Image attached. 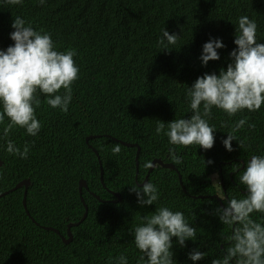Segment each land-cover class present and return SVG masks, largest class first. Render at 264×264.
I'll use <instances>...</instances> for the list:
<instances>
[{
  "label": "trees",
  "instance_id": "1",
  "mask_svg": "<svg viewBox=\"0 0 264 264\" xmlns=\"http://www.w3.org/2000/svg\"><path fill=\"white\" fill-rule=\"evenodd\" d=\"M245 15L257 23V43L264 44V0H46L43 5L38 0H23L22 5L0 0V50L14 45L11 25L19 16L26 26L50 34L56 50L75 49L73 59L79 68L67 113L51 108L49 97L37 93L41 104L35 115L42 125L37 136L17 127L4 138L8 118L0 124V195L8 192L0 196V264H117L121 254L128 264L135 263L130 231L143 213L150 216L152 207L141 206L130 192L137 186L136 149L120 142L140 149L139 184L149 169L145 164L158 158L172 163L189 184L194 198L182 195L172 170L155 168L148 177L159 192L156 205L182 212L196 229V238L186 240L184 247L172 238L174 264H212L225 255L232 228L221 223L217 209L247 194L240 176L253 155L264 156V104L258 111L245 109L232 117L213 107L208 122L215 129V140L208 150L173 146L155 129L158 121L167 124L191 117L187 87L204 74L218 75L233 62L230 53L236 48L238 18ZM163 29L179 37L169 50L157 43ZM216 39L224 45L217 49L220 58L202 65L203 45ZM245 117L248 123L235 133L243 147L233 140L229 152L222 141ZM90 137L94 138L86 142ZM7 139L21 151L28 143L27 159L9 154ZM117 144L121 151L114 155ZM173 147L182 157L179 165L169 158ZM100 165L104 185L99 180ZM213 176L221 201L209 198L216 194ZM24 179L30 182L26 191L30 217L63 237L68 224L77 223L84 214L78 187L80 179L86 181L82 197L88 212L71 228L69 244L25 214L23 188L9 191ZM109 190L118 192L119 203L99 201L112 199ZM251 218L264 224L262 213L254 212ZM193 250L205 253L204 257L192 261ZM140 264H147L146 258Z\"/></svg>",
  "mask_w": 264,
  "mask_h": 264
},
{
  "label": "clouds",
  "instance_id": "2",
  "mask_svg": "<svg viewBox=\"0 0 264 264\" xmlns=\"http://www.w3.org/2000/svg\"><path fill=\"white\" fill-rule=\"evenodd\" d=\"M45 2L46 0H38L40 5ZM5 3L22 5L23 0H5ZM11 27L14 31L10 33V39L14 41V45L9 46L6 50H0V109H2L0 110V124H4L5 118H8L9 122L3 128L4 138H7L11 131L17 127L25 129L27 135L35 137L42 127L35 115V108L41 104L37 93L49 97L47 104L51 108H59L62 112L67 113L72 100V85L79 78V68L73 59L77 53L75 49L56 50L50 34L42 29L36 31L31 26H26V21L19 16L14 19ZM256 31L257 23L254 20L246 15L238 18L234 40L236 48L230 53L233 62L227 65L226 70L222 69L218 75L204 74L198 77L191 87H187L186 94L190 98V109L193 114L189 119H175L167 124L158 121L155 129L157 135L167 136V141L173 146L186 148L198 145L204 150H208L213 147L215 140L213 134L215 129L208 122L212 116L213 107L223 111L229 117L235 116L245 109L255 112L261 108L264 104V44L257 43ZM178 38L177 35L169 34L163 29L162 38L157 43L163 50H169L171 49L170 45H176ZM223 47L224 45L219 39L206 42L200 56L202 65L218 60L220 57L217 49ZM61 89H63V94H60ZM246 123H248L247 117L240 119L228 132L227 138L222 141L227 151L233 150L231 144L233 140H237L239 146L243 147V141L238 140L235 133L241 130ZM166 125L167 130H165ZM248 127L254 129L255 125L248 124ZM120 143L136 149L134 180L138 187H142L137 188L136 185H133L130 192L135 193L137 202L141 206L152 207L148 211L150 216L143 213L140 223L133 226L130 231L131 242L137 252L134 264H140V259L143 261L145 258L147 264H174L173 253L170 251L172 238L175 237L178 244L184 247L186 240L196 238V229L189 226L182 212H173L168 207L156 205L159 192L153 183L148 182V177L155 168L163 167L157 162L152 165V162L160 160L163 164H171L175 170L163 169L176 172L177 184L182 195L186 198H194L189 194V184L182 179L172 163H166L160 158L145 164V167L149 169L139 184L137 176L140 149L130 142ZM6 144V151L9 154L27 159L30 151L28 143L23 146L22 151L10 139L6 140ZM94 151L98 157L97 151ZM120 151L119 144L112 149L114 155H118ZM169 158L176 165L182 163V157L175 154V147L169 149ZM207 163L210 164L212 161ZM99 180L104 185L101 165ZM240 183L247 190L245 197L242 199L233 198L225 207L221 203V208L217 209L221 223L232 228V235L226 238L230 241V246L225 249V255L212 260V264H233V261L235 264H264V224L251 218L254 212L264 214V156L253 155L251 157L240 176ZM14 188L9 191L13 192L23 188L24 196V187L13 190ZM78 188L86 217L88 210L85 208L87 206L82 197V190H87L84 179L79 180ZM109 193L112 199L103 201L97 198V200L101 203H119L121 201L118 192L109 190ZM212 196H216L217 200L221 201L217 190L216 194L209 198ZM198 197L202 198V196ZM224 199H226L225 196ZM24 212L30 217L29 212H26L25 209ZM45 228L43 229L46 230ZM57 235L62 241L63 236L60 233ZM64 238H67V231ZM204 255L205 253L193 250L189 254V258L192 261H198ZM116 262L117 264H128L127 258L123 254L116 258Z\"/></svg>",
  "mask_w": 264,
  "mask_h": 264
},
{
  "label": "water",
  "instance_id": "3",
  "mask_svg": "<svg viewBox=\"0 0 264 264\" xmlns=\"http://www.w3.org/2000/svg\"><path fill=\"white\" fill-rule=\"evenodd\" d=\"M89 139H91V138H87V139H86V142H87ZM94 152H95V151H94ZM95 154H96V152H95ZM137 154H138V153H137ZM250 159H251V158H250ZM250 159L248 160V162L250 161ZM136 161H137V156H136ZM155 162H157L158 164H160L163 168H168V169H173V170H175V168H174L171 164H163L160 160H156V161L154 160V161L152 162V165H153ZM1 165H2V162L0 161V166H1ZM29 185H30V183L26 180V181H22L21 183H19V184L16 186V188H15V189H17V188L24 187V196H23L22 205H23V207H24V209H25L26 212H28L27 209H26V205H25L26 189H27V187H28ZM15 189H13V190H15ZM7 193H8V192H5V193L1 194L0 196H2V195H4V194H7ZM211 198L218 199L216 196H212ZM84 217H85V214H84V216L82 217V219H81L79 222L68 224V226H67V238L62 237V241H63L64 244H68V243L71 242V240H72V236H71V233H70L71 228L78 226V225L83 221ZM45 229H46V230H49V231H53V232H55L56 234H59V232H58L57 230H55V229H52V228H49V227H47V228H45Z\"/></svg>",
  "mask_w": 264,
  "mask_h": 264
},
{
  "label": "rangeland",
  "instance_id": "4",
  "mask_svg": "<svg viewBox=\"0 0 264 264\" xmlns=\"http://www.w3.org/2000/svg\"><path fill=\"white\" fill-rule=\"evenodd\" d=\"M211 182L213 183V185L215 186L216 190H217V195L220 197V193H219V189H218V183H217V177L213 176L211 177ZM15 189V188H14ZM32 222H34L36 225L42 227V225H40L38 222H36L35 220H32ZM45 228V227H42ZM50 228V227H49Z\"/></svg>",
  "mask_w": 264,
  "mask_h": 264
},
{
  "label": "crops",
  "instance_id": "5",
  "mask_svg": "<svg viewBox=\"0 0 264 264\" xmlns=\"http://www.w3.org/2000/svg\"><path fill=\"white\" fill-rule=\"evenodd\" d=\"M241 168L243 169L244 168V165H242ZM241 193H244V192L242 191Z\"/></svg>",
  "mask_w": 264,
  "mask_h": 264
}]
</instances>
